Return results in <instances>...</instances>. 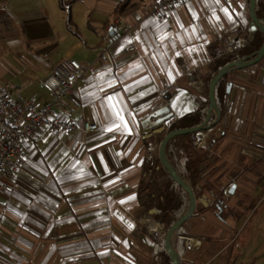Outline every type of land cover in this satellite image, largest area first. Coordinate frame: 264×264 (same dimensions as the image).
<instances>
[{
	"label": "crops",
	"instance_id": "1",
	"mask_svg": "<svg viewBox=\"0 0 264 264\" xmlns=\"http://www.w3.org/2000/svg\"><path fill=\"white\" fill-rule=\"evenodd\" d=\"M121 1L72 0L69 29L58 0H0V59L9 65L0 62V82L13 98L50 103L43 78L63 58L86 69L71 90L73 114L57 110L78 130H40L0 192V264H168L143 224L147 217L163 224L148 205L171 182L158 158L161 138L200 105L207 115L205 84L215 59L240 49L228 44L244 38L250 0H183L165 18L150 16L155 0H129L127 14L112 19ZM224 84L231 88L216 97L200 149H192L195 134L175 137L176 151L208 161L191 189L195 211L171 242L180 264H237L227 247L242 236L238 224L254 191L264 190V56L230 70ZM162 105L172 117L147 137L140 121ZM85 117L96 131H83ZM231 185L218 221L216 205Z\"/></svg>",
	"mask_w": 264,
	"mask_h": 264
},
{
	"label": "built area",
	"instance_id": "2",
	"mask_svg": "<svg viewBox=\"0 0 264 264\" xmlns=\"http://www.w3.org/2000/svg\"><path fill=\"white\" fill-rule=\"evenodd\" d=\"M183 0H155L150 10L152 18H165L172 7H176ZM244 38H234L229 42L228 50L239 49L244 44ZM129 47L127 51H134ZM104 58V57H103ZM86 69L71 58L61 59L52 67L49 74L43 78V85L51 96V102L43 106L36 105L30 99L14 97L11 87L0 82V192H4L7 183L13 179L16 170L25 161L26 153L24 144L32 141L40 130L48 129L53 134L69 135L78 130L75 122L61 117L57 110L71 115V93L75 84L83 78ZM97 125L93 124L89 117L82 122V129L86 133L96 131ZM205 131L195 134L193 143L194 151L200 149L201 136ZM158 224L159 228L150 230L148 222ZM146 231H149L156 243H163L166 228L163 224L153 221L151 218L143 220Z\"/></svg>",
	"mask_w": 264,
	"mask_h": 264
},
{
	"label": "trees",
	"instance_id": "3",
	"mask_svg": "<svg viewBox=\"0 0 264 264\" xmlns=\"http://www.w3.org/2000/svg\"><path fill=\"white\" fill-rule=\"evenodd\" d=\"M72 1V0H71ZM70 1V2H71ZM70 2H64V0H58V6L63 11V13H66V26L70 29L72 25L71 20V13L70 9L67 7L68 3ZM129 7V0H123L121 1L117 6L116 9L113 10L114 13L112 15V19L123 17L127 14L126 8ZM255 15L257 19H260L264 23V0H257L255 4ZM248 32L244 35V44H242V47L235 51V53H232L230 55L220 57L215 59L214 61V68L212 72V75L209 77V79L206 82V88L208 89L210 85V81L212 78L218 73L222 67L225 65L235 62L240 59H252V56L255 52H257L262 45L263 42V33L259 30H256V33L254 35V38L251 41H248ZM219 44V41H216L212 45H210L211 49L216 47V45ZM233 70V69H231ZM230 70L224 75V77L216 84L215 90H214V97L216 102V97L219 96V94H223L224 90L226 88L225 86V79L227 78ZM207 105H200L198 108V111H195L193 114L186 115L175 122L171 123L169 125V128L167 130V133L177 130H184V129H192L198 126H201L202 123L205 122L207 115L206 110ZM212 114V112L210 113ZM210 121V117L208 122ZM186 138L191 137V135H185ZM176 138H171L165 147V155L167 160L169 161L170 165L174 167V169L179 174V177L191 188L193 189L198 180L199 176H201V172L203 169L207 166V158L205 155H197L196 153H188L187 155H183V153L176 151L174 149V142ZM192 142H189L187 147H191ZM155 192H153L152 196L150 198V201L148 202V205H152L153 209L157 212V215L153 216L155 217L156 221L162 222L163 225H165V230L167 231L168 228H170L176 220H178L181 215H183L187 208H188V194L182 190L179 186H177L175 183L171 182L165 185L161 189H155ZM244 237L239 236L236 239L237 242H241ZM245 240L242 241L243 244ZM159 256L163 257L165 261L168 264H172L169 257L167 256V253L165 252L164 245L162 243L161 251L159 252Z\"/></svg>",
	"mask_w": 264,
	"mask_h": 264
},
{
	"label": "water",
	"instance_id": "4",
	"mask_svg": "<svg viewBox=\"0 0 264 264\" xmlns=\"http://www.w3.org/2000/svg\"><path fill=\"white\" fill-rule=\"evenodd\" d=\"M257 0H250L249 5V15H250V26L247 30L248 32V41H251L254 38V35L256 33V30H259L263 33V42L260 46L259 50L255 52L252 56V59H240L235 62L229 63L222 67L218 73L212 78L210 81V85L208 87V96H209V108L207 110V118L204 123H202L201 126L192 128V129H184V130H177L167 133L163 138H161V142L158 149V158L160 161V164L162 165L163 169L167 172L169 175V178L175 183L177 186H179L182 190H184L188 194V208L186 212L181 215V217L176 220V222L167 229L163 245L165 252L167 253V256L169 257L172 264H180L179 256H177V252L175 251L173 244L171 243L173 240L174 235L178 231L177 229L180 228L188 219L191 218L195 211V205L196 200L193 191L191 188L179 177V174L174 169L172 165H170L169 161L166 158L165 155V147L167 142L172 138L178 137V136H184V135H193L197 134L199 132L206 130V122L209 116V113L211 110H217L216 102L214 97V90L216 84L224 77V75L231 69H243L250 66H253L257 64L264 56V23L260 21V19L256 18L255 15V4ZM231 88V85H228L226 87V93L229 92ZM169 108L166 105H162L155 111L149 113L147 117L142 119L140 121V126L142 129V132L146 134L147 137H150L152 134L160 132V125L165 123L167 120H169L172 117V114L169 113ZM155 118L154 121L151 122V119ZM235 185H231L229 189H227L228 199H225L221 203H218L216 205V213L215 217L218 221H220L219 214L223 210H227V203L229 198L234 194L235 192ZM155 210H151V214H155Z\"/></svg>",
	"mask_w": 264,
	"mask_h": 264
},
{
	"label": "rangeland",
	"instance_id": "5",
	"mask_svg": "<svg viewBox=\"0 0 264 264\" xmlns=\"http://www.w3.org/2000/svg\"><path fill=\"white\" fill-rule=\"evenodd\" d=\"M67 5V7H69V4ZM39 56L40 53L37 55V58H39ZM8 58V61L13 63L10 57ZM0 62L3 63V67L9 68V65L4 60L0 59ZM23 64V67H25L26 62L23 61ZM193 147L194 146H192V149L194 150ZM257 179L255 182L259 184L263 177ZM253 197L254 205L249 207L247 211L243 213L240 218V223L238 224V226H240V224L243 223L242 227H240L245 242L239 244L242 243L243 240L237 243L236 240H232L227 247V250L232 253L231 262L236 261L237 264H264V190L254 191ZM238 226H236L237 229L240 228ZM222 257L223 254L217 256L218 263L223 261Z\"/></svg>",
	"mask_w": 264,
	"mask_h": 264
},
{
	"label": "snow or ice",
	"instance_id": "6",
	"mask_svg": "<svg viewBox=\"0 0 264 264\" xmlns=\"http://www.w3.org/2000/svg\"><path fill=\"white\" fill-rule=\"evenodd\" d=\"M181 27H183L182 25H181ZM166 38V36H161V40H163V39H165ZM177 55H179V53H177ZM171 75V74H170ZM146 79V78H145ZM142 82V81H141ZM106 99H108V100H111L112 99V97L111 96H108ZM120 119H123V117H120ZM117 127H119V125H116ZM126 126V125H125ZM109 130H111V128L109 129ZM129 227L131 228L132 227V225H129Z\"/></svg>",
	"mask_w": 264,
	"mask_h": 264
},
{
	"label": "bare ground",
	"instance_id": "7",
	"mask_svg": "<svg viewBox=\"0 0 264 264\" xmlns=\"http://www.w3.org/2000/svg\"><path fill=\"white\" fill-rule=\"evenodd\" d=\"M148 227H150V230H155L159 228L158 224H152V222H148Z\"/></svg>",
	"mask_w": 264,
	"mask_h": 264
}]
</instances>
